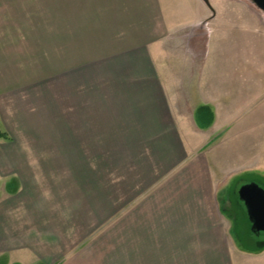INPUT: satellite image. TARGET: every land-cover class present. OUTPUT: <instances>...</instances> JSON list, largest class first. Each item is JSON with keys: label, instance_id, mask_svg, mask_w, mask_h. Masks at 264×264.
I'll list each match as a JSON object with an SVG mask.
<instances>
[{"label": "crops", "instance_id": "0c3cea01", "mask_svg": "<svg viewBox=\"0 0 264 264\" xmlns=\"http://www.w3.org/2000/svg\"><path fill=\"white\" fill-rule=\"evenodd\" d=\"M235 30L246 55L240 79L252 81L247 54L264 43V14L250 0H54V7L0 0L4 118H16L11 101L18 96L41 97L42 89L51 95L53 84L37 80L48 66L44 53L51 65L55 53L73 74L63 93L64 118L54 123V140L42 143L48 150L0 158L3 264H219L220 256L226 264L224 252H171L170 241H158L229 239L219 205L202 204V190L201 203L183 200L192 184L184 179L203 184L204 176H191L197 164L174 172L176 191L171 183L164 196L147 188L160 164H182L186 145L178 132L203 131L195 118L200 106H209L211 125H219L214 102L202 97L207 84L229 83L235 75L227 67L219 75L209 48L213 42L234 52L228 39ZM2 121L13 137V120Z\"/></svg>", "mask_w": 264, "mask_h": 264}, {"label": "rangeland", "instance_id": "374dc122", "mask_svg": "<svg viewBox=\"0 0 264 264\" xmlns=\"http://www.w3.org/2000/svg\"><path fill=\"white\" fill-rule=\"evenodd\" d=\"M46 1L54 7V0H44V3ZM252 5L257 8L254 3ZM59 12L57 6L55 9L56 21ZM51 22H53L54 28V21ZM46 24L47 21L44 19V25L46 26ZM229 35L228 40L233 43L232 46L235 47V51L217 50L212 42L209 48L211 52L209 61L218 63L220 76L227 74V67L231 72L233 70L235 77L233 76L234 79L229 83L207 84L208 88L211 89V93H208V89L202 97L203 100L209 98L214 102L215 109L219 113V125H210L203 131L193 129L194 134H192L193 130L189 126L186 131L178 132L184 137L186 147H184L185 151L183 152H185V159L181 162V165L178 163L174 165L175 167L172 166L169 169L167 164H160L157 168L159 174L153 177L147 190L148 192L163 191L164 196V194H168L167 188L171 183L173 184L172 190L176 191V186L180 182L177 181L175 173L184 169L188 163L197 164L194 166V172L191 176H204L203 184L199 185L200 183L196 182L197 178L186 177L189 179H184L183 182H189L190 180L192 184L183 192L185 197L183 200L189 205L199 203L203 198L202 204L209 201L215 208L219 205L221 215L227 221L225 225L229 226L227 232L229 239H158V241H170L171 252L178 251L179 248L181 251L185 250L186 252L203 251L212 253L216 250L224 252L223 254H226V264H264V249L256 252L250 251L253 250V246L264 242V237L252 235L247 209L238 197L239 188L246 183L255 182L264 189V67H259V63L264 62V43L257 41V49H251V52H248L247 56H249L251 67L245 72L251 75L252 81H245L240 79V76L243 73L242 66L244 65V59L246 60V55L244 52L238 51V47L241 46L238 43L241 41L242 35L236 30L229 32ZM95 37L98 36L95 35ZM92 47L95 46L92 45ZM49 58L46 59L44 53V65L47 62L48 66L44 68L43 74L39 75L40 77L38 76L37 80H41L43 85L45 82L53 84L51 95L47 90L42 89L41 97L38 92H35L36 96H33V99L24 95L18 96V99L16 97V100L12 99L13 109L18 112L15 114L16 118L13 119L11 114L5 115L4 118L2 115L3 109L0 108L2 128L7 131L2 119L7 120V123L13 120L16 127V131L12 132L13 137L10 135V140L0 139V158L10 155H41L42 151L48 150V148L42 147V143H51L54 140V123H58V119L64 118L66 113L67 99L63 93L66 92L68 86L67 80L72 79L73 74L70 75L66 72L68 69L61 66V62L58 61L55 53L53 54L52 65ZM51 67L52 70H50ZM97 71L98 68L92 67V74H97ZM35 85H39V81ZM32 95L34 94L31 93ZM3 102V99H0V106ZM42 102L43 104L47 103V107L40 109ZM36 105L40 110L33 107ZM10 108L9 106L8 110ZM32 109L35 113H32ZM60 110L63 112L62 117L58 116ZM183 110H185L183 107L180 109L172 108L173 112H182ZM186 111L189 114L191 110L186 109ZM38 113L39 115H37ZM17 119L20 120V123L16 122ZM187 120L188 118H186ZM227 120L231 124L228 128ZM190 126L195 128L192 122ZM13 139L16 142L10 143ZM52 154H54V148H52ZM1 183L0 181V196L4 192ZM199 189L202 190V198L198 197ZM147 190L143 192L146 193ZM6 192H9V190H6ZM175 194L178 199L179 191L173 193V195ZM195 194L197 195L195 196ZM145 196L146 194L143 197ZM170 202L174 203L173 200ZM225 230H227V227ZM158 251H163V249ZM221 257L218 260L219 264L223 263ZM0 264H3L2 260H0Z\"/></svg>", "mask_w": 264, "mask_h": 264}, {"label": "water", "instance_id": "95a60500", "mask_svg": "<svg viewBox=\"0 0 264 264\" xmlns=\"http://www.w3.org/2000/svg\"><path fill=\"white\" fill-rule=\"evenodd\" d=\"M250 1L264 13V0ZM238 197L247 209L252 233L264 237V189L255 182L246 183L239 188Z\"/></svg>", "mask_w": 264, "mask_h": 264}, {"label": "trees", "instance_id": "16d2710c", "mask_svg": "<svg viewBox=\"0 0 264 264\" xmlns=\"http://www.w3.org/2000/svg\"><path fill=\"white\" fill-rule=\"evenodd\" d=\"M195 118H196V122L198 126L200 128L206 129L212 124L213 119H214V114H213L212 109L209 106H200L196 111ZM0 139H5V140L11 139L9 133L2 128L1 122H0ZM250 228H251V224H250ZM252 235L254 234L252 233ZM263 249H264V242H261L253 246V250H250V251L256 252V251L263 250Z\"/></svg>", "mask_w": 264, "mask_h": 264}]
</instances>
